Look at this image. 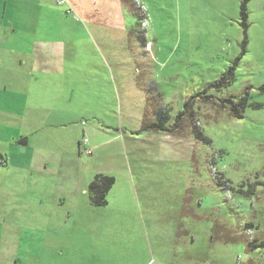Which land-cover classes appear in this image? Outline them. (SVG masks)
<instances>
[{
  "label": "rangeland",
  "instance_id": "rangeland-1",
  "mask_svg": "<svg viewBox=\"0 0 264 264\" xmlns=\"http://www.w3.org/2000/svg\"><path fill=\"white\" fill-rule=\"evenodd\" d=\"M0 16L62 49L21 110L0 105V264H264V0H1Z\"/></svg>",
  "mask_w": 264,
  "mask_h": 264
},
{
  "label": "crops",
  "instance_id": "crops-1",
  "mask_svg": "<svg viewBox=\"0 0 264 264\" xmlns=\"http://www.w3.org/2000/svg\"><path fill=\"white\" fill-rule=\"evenodd\" d=\"M8 22L12 24V18ZM2 25L0 16V105L7 98L14 100L17 109L21 110L20 106H24L29 94L42 90L43 84L48 81L51 72L50 56L62 50L61 40H54L53 45L44 30L35 31L30 28L27 33H22L27 37L26 42L19 44L16 42L19 36L14 38L16 30L12 26L4 28ZM22 138L24 144L27 143V136ZM1 157L7 161L5 155L0 154Z\"/></svg>",
  "mask_w": 264,
  "mask_h": 264
},
{
  "label": "trees",
  "instance_id": "trees-1",
  "mask_svg": "<svg viewBox=\"0 0 264 264\" xmlns=\"http://www.w3.org/2000/svg\"><path fill=\"white\" fill-rule=\"evenodd\" d=\"M243 9V7H242ZM224 75L221 76V80L223 79ZM262 89L264 86L261 87ZM243 99L241 98L239 100V103L241 104ZM187 101L184 102V106H186ZM244 106V105H242ZM231 109L236 110V106L234 103L231 104ZM235 115L240 117L242 116L241 113H238L237 111L235 112ZM114 177L108 174H102L98 173L96 174L93 179L89 182L88 188L92 193L94 194L92 200L96 203H104L105 202V197L109 189L111 188L112 184L114 183Z\"/></svg>",
  "mask_w": 264,
  "mask_h": 264
},
{
  "label": "built area",
  "instance_id": "built-area-1",
  "mask_svg": "<svg viewBox=\"0 0 264 264\" xmlns=\"http://www.w3.org/2000/svg\"><path fill=\"white\" fill-rule=\"evenodd\" d=\"M84 143H83V146L85 145V143L87 142V139L86 138H84ZM85 147V149H86V152H88V150H89V148H87V146H84ZM0 164H6V159L5 158H3V157H1L0 158Z\"/></svg>",
  "mask_w": 264,
  "mask_h": 264
}]
</instances>
